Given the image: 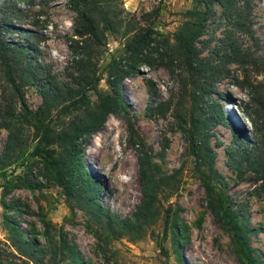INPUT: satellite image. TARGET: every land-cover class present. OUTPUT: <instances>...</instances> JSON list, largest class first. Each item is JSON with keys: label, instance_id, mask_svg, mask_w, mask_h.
Here are the masks:
<instances>
[{"label": "rangeland", "instance_id": "1", "mask_svg": "<svg viewBox=\"0 0 264 264\" xmlns=\"http://www.w3.org/2000/svg\"><path fill=\"white\" fill-rule=\"evenodd\" d=\"M110 3L121 12L119 17L124 22L121 31L107 33L97 69H103L114 55H121L124 42L121 32L130 18L138 25H150L171 37L195 2L110 0ZM238 9L247 13L251 33L235 28L229 15L214 2L205 32L195 45L208 68L201 79L208 94L201 102H206V106L218 102L227 120L226 124L208 126L206 131L218 176L215 183L229 199L239 222L248 229L253 254L264 259V193L256 191L253 173L244 167L239 170L228 154V149L242 141L256 143L246 113L252 105L247 91L236 83V78L242 77L240 67L223 60L230 42L264 58V0H233L231 14ZM74 17L69 0H0V20L14 27L4 29L1 38L31 45L38 60L50 67L59 80L71 81L74 68L68 39L73 32ZM180 75L177 68L171 73L163 66L142 65L139 72L124 81L126 110L109 114L102 129L87 138L82 154L93 179L101 186L100 204L124 219L132 216L142 198L138 154L147 152L160 174L177 177L178 189L163 200V208L169 209L171 218L177 215L176 226H170L164 235V212H161L142 235L108 237L74 201L69 202L42 163L28 155L34 142L32 131L23 119L17 118L15 126L23 133L24 153L7 168V177L0 175V194L3 187L7 188L5 201L15 206L5 210L0 205V240L8 238L3 223L6 212L14 216L37 245L48 249L50 236L54 240L65 237L87 264H241L230 235L218 225L208 207L205 188L195 170V157L190 153L186 133L180 128L183 115H189L196 104L190 95L193 88L190 80ZM1 78L0 73V90L5 87ZM105 90L109 87L101 80L97 91ZM24 92L28 108L36 109L41 103L36 88L29 86ZM88 94L94 102L96 92ZM7 138L8 130L0 128V152ZM138 142L143 146H138ZM17 176L26 178L32 187L14 185L22 182ZM10 250L16 256L4 255V264H33L21 261L15 248Z\"/></svg>", "mask_w": 264, "mask_h": 264}, {"label": "trees", "instance_id": "2", "mask_svg": "<svg viewBox=\"0 0 264 264\" xmlns=\"http://www.w3.org/2000/svg\"><path fill=\"white\" fill-rule=\"evenodd\" d=\"M194 2L185 13L186 19L171 37L160 34L150 25H138L129 17L121 32L124 39L121 55H114L103 69H97V58L106 44L107 33L121 31L124 22L119 17L121 12L114 9L110 0H69L75 13L73 32L68 39L74 70L70 73L72 80L66 82L59 80L50 67L38 60L31 45L3 40V30L14 27L0 20V73L5 86L0 90V128L8 130V138L0 152V175L7 177V168L17 163L24 153L23 133L15 126L16 119L21 118L33 135L34 142L28 155L42 163L69 202L74 201L93 225L114 239L142 235L164 212L163 233L166 235L168 228L178 223L177 215L171 218L169 209L163 208V200L178 189L174 174H160L149 154L141 151L138 169L142 198L132 216L121 219L100 204L101 186L93 179L82 154L85 141L102 129L108 115L126 110L123 97L126 78L139 72L142 65L163 66L171 73L177 68L193 87L190 95L196 104L189 115H183L180 128L186 133L190 153L195 157V170L205 188L208 207L218 225L230 235L241 264H264V259L253 254L248 244V229L239 222L229 199L216 184L214 153L206 131L208 126L226 124L227 120L218 102H210L207 106L206 102H201L208 94L206 85L201 82L208 68L195 45L205 32L214 2L229 15L235 28L251 33L247 13L238 9L231 14L233 0ZM223 60L237 64L242 71V77H237L236 83L250 97L251 111L246 113L256 136V143L242 141L228 149V154L239 170L244 167L245 171L253 173L256 191L264 193V58L230 42ZM257 76L261 79L257 80ZM101 80L106 82L109 90L97 91ZM29 86L35 87L41 98L40 105L34 110L26 104L24 90ZM89 91L96 92L94 102ZM137 145L143 146V143ZM16 179L22 182L14 185L32 187L26 178L17 176ZM7 192L8 189L3 187L0 205L5 210L14 209L13 204L5 201ZM3 223L8 238L7 241L0 240V264H4V255L16 256L10 248L20 252L17 255L21 261L33 264H87L65 237L54 240L50 236L47 249L27 236L11 214L4 212ZM159 245L163 251L161 243Z\"/></svg>", "mask_w": 264, "mask_h": 264}, {"label": "crops", "instance_id": "3", "mask_svg": "<svg viewBox=\"0 0 264 264\" xmlns=\"http://www.w3.org/2000/svg\"><path fill=\"white\" fill-rule=\"evenodd\" d=\"M1 231V230H0ZM0 236H1V234H0Z\"/></svg>", "mask_w": 264, "mask_h": 264}]
</instances>
